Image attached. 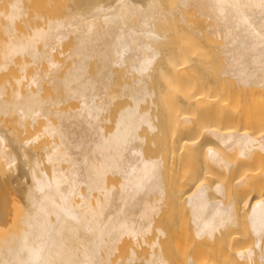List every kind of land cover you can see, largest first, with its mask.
<instances>
[{"label": "bare ground", "instance_id": "bare-ground-1", "mask_svg": "<svg viewBox=\"0 0 264 264\" xmlns=\"http://www.w3.org/2000/svg\"><path fill=\"white\" fill-rule=\"evenodd\" d=\"M0 264H264V0H0Z\"/></svg>", "mask_w": 264, "mask_h": 264}, {"label": "rangeland", "instance_id": "rangeland-1", "mask_svg": "<svg viewBox=\"0 0 264 264\" xmlns=\"http://www.w3.org/2000/svg\"><path fill=\"white\" fill-rule=\"evenodd\" d=\"M262 167V164L260 163V162H254V163H252L251 165H250V169L252 170H254V171H257L259 168H261ZM201 179H203V177L201 178ZM253 182L250 184V180L248 179L247 180V183L249 184V186H248V192H251V191H253L254 190V188H255V186H256V182L254 181V179L252 180ZM259 188V187H258ZM178 226H180V224H178ZM233 232L235 233V234H243L244 232H245V230L243 229V228H238V227H236L235 229H233Z\"/></svg>", "mask_w": 264, "mask_h": 264}]
</instances>
